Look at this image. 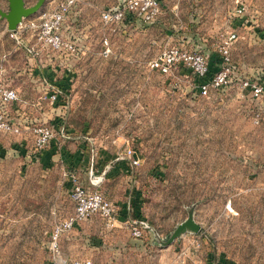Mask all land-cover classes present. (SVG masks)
<instances>
[{"label":"rangeland","instance_id":"obj_1","mask_svg":"<svg viewBox=\"0 0 264 264\" xmlns=\"http://www.w3.org/2000/svg\"><path fill=\"white\" fill-rule=\"evenodd\" d=\"M59 1L46 0L30 17ZM128 1L79 0L72 10L63 35L78 54L67 64L52 62L55 77L71 79L57 106L44 98L51 83L23 82L30 72L36 80L42 75L34 71L51 65V51L32 56L17 49L0 17V62L7 56L4 65L17 69L5 78L21 87L20 99L0 103V111L22 129L0 132L6 146L3 154L0 149V264H69L78 257L93 264H264V98L238 87L204 98L188 69L166 75L150 68L171 47L217 61L234 29L235 75L264 86V0H159L151 21L128 10L123 22L105 24L102 12ZM239 4L245 10L237 16ZM0 7L8 10V2L0 0ZM30 36L24 35L26 45ZM39 124L54 130L48 147L56 148L44 162L32 133ZM128 148L138 164L125 158ZM76 183L102 193L118 225L147 222L143 236L107 226L97 213L73 237L64 236L56 262L51 233L74 213ZM190 213L200 231L162 244Z\"/></svg>","mask_w":264,"mask_h":264},{"label":"built area","instance_id":"obj_2","mask_svg":"<svg viewBox=\"0 0 264 264\" xmlns=\"http://www.w3.org/2000/svg\"><path fill=\"white\" fill-rule=\"evenodd\" d=\"M79 0H62L53 8L45 10L36 17L24 18L16 29L10 30L11 36L16 42V48H25L32 56L40 55L43 48H48L54 53L63 56L75 57L78 54V48L74 41L65 39L63 35V26L77 7ZM135 12L139 20L145 22L153 20L160 12L159 0H129L126 5L111 7L102 12V19L105 24H119L124 21L127 11ZM245 6L239 4L236 9V15L243 14ZM32 34L35 43L26 45L24 41L25 34ZM239 35L234 29L227 31L224 43L221 45L219 54V63L217 68L212 70L207 56L188 49L171 47L150 61V68L161 74L174 75L178 67H183L192 72L196 83L198 94L204 98H211L214 93L225 91L230 87H238L240 90L249 89L255 97L264 98V86L248 79H241L235 75L231 64V48L237 42ZM103 46L105 52L109 53V40L104 38ZM5 56L0 62V103H14L20 99V93L17 89L7 85L3 78ZM61 90L54 88L47 92L45 99L51 104L57 106L61 99ZM259 122V116L256 117ZM0 132L20 134L22 129L20 125L15 124L6 117V113L0 111ZM35 138L36 152H43L51 143L54 137V130L47 124H39L32 128ZM130 164L136 165L139 160L132 149L128 148L125 154ZM73 198L76 202L74 213L57 223L51 233L50 249L56 262H61L62 251L60 248L61 237L80 223L86 221L92 215L99 213L107 220V226H120L119 217L112 203L98 191H87L80 183H76L73 191ZM120 227L131 229L134 237H142L144 227L131 221L121 223ZM66 264V261L62 262ZM69 264H93L90 258L78 257Z\"/></svg>","mask_w":264,"mask_h":264},{"label":"crops","instance_id":"obj_3","mask_svg":"<svg viewBox=\"0 0 264 264\" xmlns=\"http://www.w3.org/2000/svg\"><path fill=\"white\" fill-rule=\"evenodd\" d=\"M30 34V33H29ZM31 36L30 37H27V40H28V43L30 44H34L35 43V39L34 37L32 36V34H30ZM25 41V39H24ZM26 42V41H25ZM49 58V59H48ZM48 59V60H47ZM47 59L46 61L48 62V64H51L50 66H48V68H45V69H42L41 71H39L37 68L35 69V73H38V72H41L42 75H39L40 77L36 80L35 77L31 76V73L33 72H30L29 77H24L23 78V82L25 84H28L30 82H34L36 83L38 80L42 79L43 81L47 82V83H51L52 84V89L54 88H57L59 90H61V99H63L65 96H68L69 95V91H70V82H71V79L69 78V76L67 74L65 75H62L60 77H55L54 74L52 73V70H53V65H52V62L55 63L56 65L58 64H67L68 61H69V56H63V55H60L58 53H54L51 51V53H48L47 55ZM9 61V60H8ZM7 61V62H8ZM51 62V63H50ZM52 66V67H51ZM11 68H15V66L12 65L11 66H8L7 64L4 65V72H3V78H4V81L7 85L11 86L12 88H15L19 91V93H21V87L18 86V85H15L14 82L12 81H8L6 78H5V74L8 70H10ZM52 68V69H50ZM17 69V68H15ZM20 70V69H19ZM25 71H33L32 68H29V69H25ZM53 74V75H52ZM20 83V82H19ZM54 85V86H53ZM54 143V142H53ZM52 143V144H53ZM3 143H0V149H1V153L3 154L4 153V149L6 148L5 145H2ZM56 147H51L49 149V147H47L43 152L39 153L41 154V157L40 159H42L41 161H45L46 158H50V154H51V151L55 150ZM78 154V153H77ZM79 155V154H78ZM80 156V155H79ZM84 160H85V156H84ZM124 162H119V165H122ZM83 223V222H82ZM82 223L79 224V226L77 225L75 227V229H73L72 231L68 232V233H65L61 239H60V245L61 247L64 246V248L66 247V243L65 245H62L61 242L64 241V236H67L68 234H72V237H73V234L77 233V230L79 229V227L82 225ZM71 236V235H69ZM74 243V241H70L68 243V245Z\"/></svg>","mask_w":264,"mask_h":264},{"label":"water","instance_id":"obj_4","mask_svg":"<svg viewBox=\"0 0 264 264\" xmlns=\"http://www.w3.org/2000/svg\"><path fill=\"white\" fill-rule=\"evenodd\" d=\"M8 2V10H3L0 7V17L5 18L8 21V29L14 30L18 24L24 19L28 18L36 13H39L45 4L46 0H38L34 5L27 6L25 0H6ZM144 228H148L149 225L145 221L138 222ZM201 229V225L195 220L192 213L189 217L178 224L174 231L171 233L169 239L166 242H161L164 245L173 243L177 238L182 237L187 232L197 233Z\"/></svg>","mask_w":264,"mask_h":264},{"label":"trees","instance_id":"obj_5","mask_svg":"<svg viewBox=\"0 0 264 264\" xmlns=\"http://www.w3.org/2000/svg\"><path fill=\"white\" fill-rule=\"evenodd\" d=\"M217 63H219V58H218L217 61L216 60L215 61H212V60L210 61L212 70H215L217 68Z\"/></svg>","mask_w":264,"mask_h":264}]
</instances>
